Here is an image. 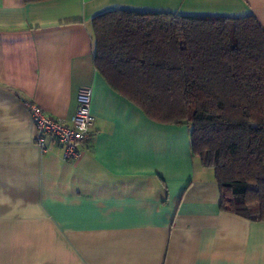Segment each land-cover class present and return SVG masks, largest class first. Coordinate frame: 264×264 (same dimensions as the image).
<instances>
[{
    "label": "crops",
    "instance_id": "0c3cea01",
    "mask_svg": "<svg viewBox=\"0 0 264 264\" xmlns=\"http://www.w3.org/2000/svg\"><path fill=\"white\" fill-rule=\"evenodd\" d=\"M116 8L264 28V0H0V264H264V220L221 208L230 191L187 125L150 119L96 69L91 19ZM82 87L94 123L64 160L35 143L23 100L71 124Z\"/></svg>",
    "mask_w": 264,
    "mask_h": 264
},
{
    "label": "trees",
    "instance_id": "16d2710c",
    "mask_svg": "<svg viewBox=\"0 0 264 264\" xmlns=\"http://www.w3.org/2000/svg\"><path fill=\"white\" fill-rule=\"evenodd\" d=\"M27 2L40 0H26ZM95 67L159 123L189 128L230 204L264 220V28L251 15L189 16L109 9L91 19Z\"/></svg>",
    "mask_w": 264,
    "mask_h": 264
},
{
    "label": "built area",
    "instance_id": "2783aa9c",
    "mask_svg": "<svg viewBox=\"0 0 264 264\" xmlns=\"http://www.w3.org/2000/svg\"><path fill=\"white\" fill-rule=\"evenodd\" d=\"M23 105L29 111L35 131V143L43 151L46 150L45 142L49 138L60 146L64 160H72L78 155L77 145L89 136L94 123L90 88H79L71 124L52 118L34 101L23 100Z\"/></svg>",
    "mask_w": 264,
    "mask_h": 264
},
{
    "label": "rangeland",
    "instance_id": "374dc122",
    "mask_svg": "<svg viewBox=\"0 0 264 264\" xmlns=\"http://www.w3.org/2000/svg\"><path fill=\"white\" fill-rule=\"evenodd\" d=\"M225 197H227V198H225L226 200L229 199L228 201H230V198H229L230 196L228 197V196H227V193L225 194Z\"/></svg>",
    "mask_w": 264,
    "mask_h": 264
}]
</instances>
